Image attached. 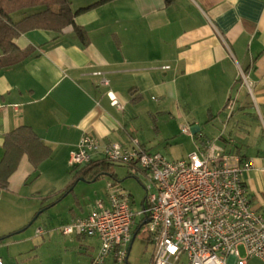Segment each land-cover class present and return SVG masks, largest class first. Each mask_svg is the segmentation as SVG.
I'll return each mask as SVG.
<instances>
[{
  "label": "crops",
  "instance_id": "0c3cea01",
  "mask_svg": "<svg viewBox=\"0 0 264 264\" xmlns=\"http://www.w3.org/2000/svg\"><path fill=\"white\" fill-rule=\"evenodd\" d=\"M93 1H71V8ZM13 41L37 56L0 68V160L5 134L20 125L30 126L51 155L37 167L22 155L0 188V220L13 210L20 222L21 199L51 194L44 168H66L83 134L164 152L182 125L197 126L201 136L208 121L219 126L211 140L252 163L243 182L252 209L264 215V0H112L59 33L33 29ZM21 224L0 225L3 264H89L95 254L83 236Z\"/></svg>",
  "mask_w": 264,
  "mask_h": 264
},
{
  "label": "built area",
  "instance_id": "2783aa9c",
  "mask_svg": "<svg viewBox=\"0 0 264 264\" xmlns=\"http://www.w3.org/2000/svg\"><path fill=\"white\" fill-rule=\"evenodd\" d=\"M242 80L250 92L251 81L243 74ZM107 95L122 109L111 91ZM180 131L193 133L188 125ZM101 159L134 166L150 183L144 186L146 194L136 211L131 195L110 182L106 199L97 200L84 217L60 226L65 235L96 238L98 248L89 264L127 263L138 225L146 227L153 245L149 264H248L253 258L264 264V215L252 209L243 182L252 166L249 160L225 151L215 140L171 159L135 140L126 147L83 134L68 162L81 168Z\"/></svg>",
  "mask_w": 264,
  "mask_h": 264
},
{
  "label": "rangeland",
  "instance_id": "374dc122",
  "mask_svg": "<svg viewBox=\"0 0 264 264\" xmlns=\"http://www.w3.org/2000/svg\"><path fill=\"white\" fill-rule=\"evenodd\" d=\"M85 1L86 0H72V6L77 7ZM31 11L32 9L26 11L20 10L17 14L12 15V20H17L24 15L25 12L28 13ZM148 97L150 98V95ZM149 125L155 134V127L158 123L154 121V119H151ZM205 125H207V131L209 132H206L201 136L198 132L192 133V136L177 132L174 138L170 140L171 147H167L164 149V152H160L168 158H175L176 155L180 154L187 156L194 147L195 149L201 148L205 142L209 140L211 141L214 135L211 131L214 129V133H216L217 130H219L217 124L215 126L209 121L203 122L200 127ZM189 126L191 127V125ZM218 142H220V140ZM66 165V168L64 166L60 168L59 164L55 166H46L44 168L42 178L51 180L48 182V185H52L51 187L48 186L50 191H52L47 198H24L19 202L17 201L19 205H16L20 208L18 209V212L24 209V214L19 219L20 222L17 220V215L15 216L17 213L13 210H7L4 219L0 220V222L6 224L13 222L16 225L24 223L21 224V226L18 225L21 229L29 225H31L32 228L38 226L54 228L63 219L59 226L55 228L57 229L65 223L87 215L88 211H90L95 202L100 198L106 199L108 193L107 184L110 182L116 186V189L124 190L131 195V206L135 211L140 209L141 203L146 194L144 186L148 185L150 181L134 166L111 163L107 174L101 175L99 178L87 182L85 180L77 179V168L72 167L68 162ZM62 194H67V197H65L64 201L60 204L52 208L50 205L54 203L57 199L56 197H60ZM71 216L76 218L67 220L68 217ZM85 241L91 246L90 250H93L92 253H96V238L85 237ZM152 251L153 245L148 241L146 227L141 226L131 243L127 264H149ZM239 251L240 254H243V249L241 247L239 248Z\"/></svg>",
  "mask_w": 264,
  "mask_h": 264
},
{
  "label": "trees",
  "instance_id": "16d2710c",
  "mask_svg": "<svg viewBox=\"0 0 264 264\" xmlns=\"http://www.w3.org/2000/svg\"><path fill=\"white\" fill-rule=\"evenodd\" d=\"M72 0H0V68L12 66L30 56H37L32 46L19 49L14 39L33 29L61 32L73 18L81 13L112 0H95L76 9L71 8ZM19 19L12 20V14L20 10H29ZM4 155L0 160V188L5 189L8 178L17 168L22 155L37 167L51 155V149L45 145L28 125H20L4 136ZM109 163L101 159L91 161L77 170V179L90 182L109 172ZM138 225L132 236L139 231Z\"/></svg>",
  "mask_w": 264,
  "mask_h": 264
},
{
  "label": "water",
  "instance_id": "95a60500",
  "mask_svg": "<svg viewBox=\"0 0 264 264\" xmlns=\"http://www.w3.org/2000/svg\"><path fill=\"white\" fill-rule=\"evenodd\" d=\"M190 128H191V131H192L193 133H195L196 130L198 129L197 126H191ZM80 179H81V180H84L83 178H80ZM134 236H135V235H133L132 238H131V242H130L129 247H128V254H129V251H130V248H131V243H132V241H133Z\"/></svg>",
  "mask_w": 264,
  "mask_h": 264
}]
</instances>
